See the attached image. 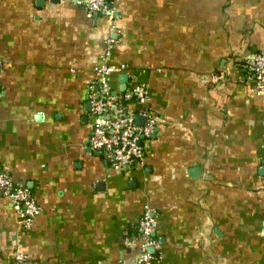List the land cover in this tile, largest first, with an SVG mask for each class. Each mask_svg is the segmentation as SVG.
<instances>
[{
  "label": "crops",
  "instance_id": "crops-1",
  "mask_svg": "<svg viewBox=\"0 0 264 264\" xmlns=\"http://www.w3.org/2000/svg\"><path fill=\"white\" fill-rule=\"evenodd\" d=\"M109 7L89 18L78 0H0V169L39 208L22 230L0 194V264H132L143 207L153 264H264V89L243 67L264 51V0ZM106 38L124 65L112 93L143 86L156 116L142 161L120 169L87 143Z\"/></svg>",
  "mask_w": 264,
  "mask_h": 264
},
{
  "label": "built area",
  "instance_id": "built-area-1",
  "mask_svg": "<svg viewBox=\"0 0 264 264\" xmlns=\"http://www.w3.org/2000/svg\"><path fill=\"white\" fill-rule=\"evenodd\" d=\"M78 2L86 17H94L97 13L112 15L110 7L106 6L111 0H78ZM109 16L108 23H110ZM110 43V39L106 38L104 53L95 68V78L88 87L87 102L91 131L87 143L92 150L101 153L112 169H120L137 165L142 161L146 143L155 129L156 116L144 105L146 91L143 86L134 85L119 94H112L108 77L111 73L123 69L124 65L114 66L106 60ZM243 67L246 77L253 81L255 91H262L264 51H256L246 58ZM131 102L135 104V108L129 110L127 104ZM135 116L142 118L141 124L134 122ZM0 194L15 208L18 227L22 230L29 228L39 208L27 186L22 182L10 180L7 173L0 169ZM155 226V214L150 208L143 207L137 220L138 254L133 258L132 264L154 263L152 250L157 247V243L151 233ZM11 257L16 263L23 262L26 258L19 250H15Z\"/></svg>",
  "mask_w": 264,
  "mask_h": 264
},
{
  "label": "water",
  "instance_id": "water-1",
  "mask_svg": "<svg viewBox=\"0 0 264 264\" xmlns=\"http://www.w3.org/2000/svg\"><path fill=\"white\" fill-rule=\"evenodd\" d=\"M106 6L109 7L108 4H107ZM123 88H124V85H123L122 89H123ZM112 94L114 95L115 93H112ZM134 122H135L136 124H141V123H142V118L139 117V116H135V117H134Z\"/></svg>",
  "mask_w": 264,
  "mask_h": 264
}]
</instances>
